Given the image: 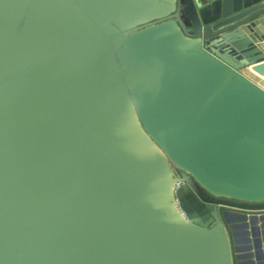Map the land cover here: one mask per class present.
<instances>
[{
    "label": "water",
    "instance_id": "1",
    "mask_svg": "<svg viewBox=\"0 0 264 264\" xmlns=\"http://www.w3.org/2000/svg\"><path fill=\"white\" fill-rule=\"evenodd\" d=\"M257 234L264 0H0V264H264Z\"/></svg>",
    "mask_w": 264,
    "mask_h": 264
},
{
    "label": "crops",
    "instance_id": "2",
    "mask_svg": "<svg viewBox=\"0 0 264 264\" xmlns=\"http://www.w3.org/2000/svg\"><path fill=\"white\" fill-rule=\"evenodd\" d=\"M264 239V234L262 235H259V234H257V235H255V238H254V241H259V242H261L262 243V240ZM262 248H263V245H262V247L261 248H259V250H262Z\"/></svg>",
    "mask_w": 264,
    "mask_h": 264
}]
</instances>
